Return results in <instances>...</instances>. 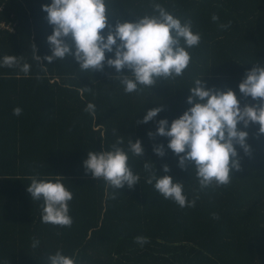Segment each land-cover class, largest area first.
Instances as JSON below:
<instances>
[{
    "label": "trees",
    "instance_id": "16d2710c",
    "mask_svg": "<svg viewBox=\"0 0 264 264\" xmlns=\"http://www.w3.org/2000/svg\"><path fill=\"white\" fill-rule=\"evenodd\" d=\"M52 0H0V61L22 56L30 64L0 66V264H47L61 250L76 254L78 264H264V135L259 125L247 129L251 154H240L241 171H234L227 186L201 190L195 169H181L179 158L167 148L169 138L155 136L157 121L169 126L191 107L189 88L197 78L207 87L236 92L254 64L264 65V0H107L118 21L134 22L152 12L153 2L166 7L182 22L190 20L200 33L199 47L189 49L192 62L176 80L158 81L153 88L127 94L115 69L81 71L73 57L40 64L33 59L34 44L42 58L51 55L47 37L52 26L42 10ZM213 14L219 20L213 21ZM231 26L221 29V24ZM17 28V29H16ZM108 30L103 34L106 36ZM114 58L113 53H106ZM46 67V69L42 68ZM127 74V70L124 71ZM80 88H90L81 93ZM96 106L93 117L85 108ZM22 114L15 116L13 109ZM156 107L163 111L147 124L138 123ZM115 130V131H114ZM118 137L142 141L144 154L131 156L130 165L141 179L133 188H108L87 174L83 162L89 151L110 150ZM163 144L160 157L154 146ZM145 161L158 176L170 175L184 183L195 207L181 208L146 183ZM167 164L170 172L163 171ZM59 179L73 192L70 228L42 222V201L27 191L30 178ZM115 195V199L112 196ZM218 219L213 218V214ZM147 236L141 247L135 237ZM39 241L35 249L33 239Z\"/></svg>",
    "mask_w": 264,
    "mask_h": 264
},
{
    "label": "clouds",
    "instance_id": "9594fccd",
    "mask_svg": "<svg viewBox=\"0 0 264 264\" xmlns=\"http://www.w3.org/2000/svg\"><path fill=\"white\" fill-rule=\"evenodd\" d=\"M47 13V22L52 26V34L47 37L51 55L43 58L37 54L33 44V59L40 64L41 59L52 63L73 57L79 70L87 72L103 71L105 65L114 68L125 93H139L143 88H153L158 81L176 80L183 76L192 62L189 49L199 47L202 36L192 29L190 20H182L160 3L153 2L152 12L138 17L134 22L118 21L110 25L109 17L114 16L107 0H52L51 4L42 6ZM213 21L219 20L215 14ZM231 26L221 24L225 29ZM107 29V35L103 34ZM109 58L106 53H113ZM22 56H4L0 66L19 68L24 74L30 71V64L21 62ZM46 69V67H42ZM127 70V74L124 71ZM90 88H80L83 93ZM187 103L191 105L183 115L174 119L169 126L168 119L157 121L156 132H149L150 138L167 137V148L179 158L178 166L195 169L200 189L218 188L231 183L234 171H241L240 154H251L248 143L249 132L242 130L253 124L259 125V134L264 135V65L254 64L247 71L239 84V91L244 98H251L255 103L242 105L235 91L217 90L207 87L204 79L197 78L194 86L189 88ZM85 112L93 117L96 106L88 103ZM163 107H156L146 112L138 123L147 124L153 121ZM15 116L22 114V109H13ZM115 131V130H114ZM124 143L118 137L110 150L89 151L83 162L87 174L94 180H103L108 188L121 189L127 185L133 188L141 177L135 174L130 165V155L141 157L144 154L142 141H128L127 150L120 147ZM156 155H166L163 144L154 146ZM153 163L145 161L143 167L149 173L146 183H154L155 190L164 199L172 200L181 208L195 207L197 195L189 200L184 193V183L174 180L170 175L158 176L153 170ZM163 171L170 172L167 164ZM27 191L32 200L42 201V222L59 227L70 228L73 219L70 215V202L73 192L57 176L56 179L41 178L38 175L30 178ZM115 199V195L112 196ZM218 219L217 214H213ZM135 243L141 247L150 243L147 236L135 237ZM39 246L33 239L31 247ZM47 264H78L76 254L65 255L61 250L47 257Z\"/></svg>",
    "mask_w": 264,
    "mask_h": 264
},
{
    "label": "built area",
    "instance_id": "2783aa9c",
    "mask_svg": "<svg viewBox=\"0 0 264 264\" xmlns=\"http://www.w3.org/2000/svg\"><path fill=\"white\" fill-rule=\"evenodd\" d=\"M0 28H6V29L13 30V28L11 26H7L6 24H3L1 22H0Z\"/></svg>",
    "mask_w": 264,
    "mask_h": 264
},
{
    "label": "bare ground",
    "instance_id": "6f19581e",
    "mask_svg": "<svg viewBox=\"0 0 264 264\" xmlns=\"http://www.w3.org/2000/svg\"><path fill=\"white\" fill-rule=\"evenodd\" d=\"M17 29V28H16Z\"/></svg>",
    "mask_w": 264,
    "mask_h": 264
}]
</instances>
